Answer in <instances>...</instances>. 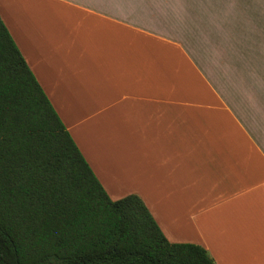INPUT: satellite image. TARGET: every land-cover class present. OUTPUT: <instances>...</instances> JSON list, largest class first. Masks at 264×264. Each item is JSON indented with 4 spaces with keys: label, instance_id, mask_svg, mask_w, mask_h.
<instances>
[{
    "label": "crops",
    "instance_id": "crops-1",
    "mask_svg": "<svg viewBox=\"0 0 264 264\" xmlns=\"http://www.w3.org/2000/svg\"><path fill=\"white\" fill-rule=\"evenodd\" d=\"M112 199L215 264H264V0H0Z\"/></svg>",
    "mask_w": 264,
    "mask_h": 264
},
{
    "label": "trees",
    "instance_id": "trees-1",
    "mask_svg": "<svg viewBox=\"0 0 264 264\" xmlns=\"http://www.w3.org/2000/svg\"><path fill=\"white\" fill-rule=\"evenodd\" d=\"M0 264H215L139 195L109 197L1 17Z\"/></svg>",
    "mask_w": 264,
    "mask_h": 264
}]
</instances>
